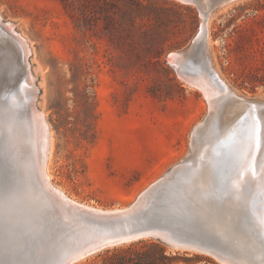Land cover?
I'll list each match as a JSON object with an SVG mask.
<instances>
[{"label": "rangeland", "instance_id": "obj_1", "mask_svg": "<svg viewBox=\"0 0 264 264\" xmlns=\"http://www.w3.org/2000/svg\"><path fill=\"white\" fill-rule=\"evenodd\" d=\"M222 7L207 20L210 65L234 93L264 100V0ZM0 18L26 40L33 76L26 86L32 88L34 104L52 131L50 178L68 196L98 209L123 207L188 156L194 129L206 118L209 102L201 90L187 86L171 60L199 33L202 17L195 5L180 0H0ZM15 59L8 86L0 82V122L12 107L3 110L5 95L12 102L25 85L18 55ZM207 64L198 52L184 66L203 71ZM226 105L218 107L213 170L228 177L231 171L223 164L231 158L227 142H222L227 132L221 115ZM260 112L264 119V110ZM259 125L263 139L252 177H259L264 167V121ZM4 133L1 126V148ZM194 147L190 167L204 148ZM190 176L185 172L192 184ZM230 179L225 189V183L213 177L210 194L220 197L222 207L237 211L239 220H250L252 258L261 264L264 189L240 198L229 191ZM2 182L0 170V193ZM4 209L0 194V264H53L60 255L56 251L37 261L25 257L36 240L27 233L25 221L9 223ZM163 221L183 237L200 239L184 215L176 212ZM148 242L160 243L174 264H223L209 252L172 249L152 238L104 248L73 264H109L113 253L141 249Z\"/></svg>", "mask_w": 264, "mask_h": 264}, {"label": "water", "instance_id": "obj_2", "mask_svg": "<svg viewBox=\"0 0 264 264\" xmlns=\"http://www.w3.org/2000/svg\"><path fill=\"white\" fill-rule=\"evenodd\" d=\"M180 1L195 5L201 14L202 22L198 35L190 45L172 55L173 66L186 81L204 89L209 88L207 82L202 83L197 78L200 72H206L210 81L218 87V91L220 90L218 94L220 97L227 94L225 92L230 94L231 91L227 90L210 65L207 20L213 10L232 0ZM8 24L0 18V82L5 87L9 83L11 64L4 61L2 52H6V48L1 40L3 36L7 35L17 47L16 53L23 72L27 68L26 62L29 64V52L26 58L24 56L23 39L13 28L8 30ZM198 52L203 53L208 59L207 66L203 71L187 69L184 63ZM24 83L20 91L18 90L19 95L22 89L25 91L29 89L26 86L28 83L25 81ZM232 97L236 98L234 94H231L230 98ZM30 99L31 93H28V96L22 99L20 106L26 110L30 125H35L37 119L33 116V108L37 113L39 110L34 103L30 104ZM211 99L209 96V111L206 118L194 129L192 147L188 156L160 179L147 186L134 201L119 208L98 209L83 205L69 199L52 185L46 174L49 134L45 119H41L43 134L42 147H38L39 152L31 146L27 156L24 157L7 145L0 147V170L3 181V191L0 194L9 223L15 220L25 221L28 224L27 233L36 240L35 249L25 253V257L36 261L45 259L57 251L55 247L58 249V246H63L66 248L65 251L55 257L53 264H70L72 260L104 248L152 238L172 249L209 252L223 264H258V260L255 262L252 258L254 248L250 220H239L237 211L222 207L223 201L214 194H210L207 200L199 201L195 200L192 193L186 189L188 182H185L187 180L185 172L193 162L194 146L198 144L195 134L197 135L211 119L218 117V107H214ZM246 101L261 107L250 106L252 112L254 110L263 112L264 100L246 99ZM1 104L4 110L14 103L10 102V97L6 94ZM221 115L223 116V112ZM186 166L188 168H185ZM176 212L191 220V226L200 239L183 237L164 224L163 220ZM261 230L264 233V223H261ZM262 245L261 243L260 246Z\"/></svg>", "mask_w": 264, "mask_h": 264}, {"label": "bare ground", "instance_id": "obj_3", "mask_svg": "<svg viewBox=\"0 0 264 264\" xmlns=\"http://www.w3.org/2000/svg\"><path fill=\"white\" fill-rule=\"evenodd\" d=\"M237 1L239 2V0H232L228 2L227 4H225L222 8L228 7L229 5L236 3ZM8 25L9 26L7 27V29L12 30V25L11 24H8ZM21 38L23 39L22 46L24 48L23 51H24V56L26 58V55H28L29 49L26 44V40L23 37ZM1 40H3L4 47L6 48L5 50L7 51L6 56L4 57V61L11 64L12 61L16 60L15 59L17 55L16 46L12 42L11 39L7 38V35L3 36ZM12 58H14V60H12ZM26 67L27 68L24 70V81L27 82L28 84H31L33 76L29 70V64L27 62H26ZM199 74L200 76L197 79H199L200 82L202 83L206 81L207 86H209V88L204 89L200 86H196L186 81L188 87H195L201 90L207 100L209 96H211L212 98L211 100L213 101L215 108L219 107L222 104L226 105L225 103L229 102V104L225 106L223 110L222 119L224 123L226 124L227 134H226V138L222 140V142H227L226 144L229 147V150L227 153H228V156L231 158L230 162L225 161L223 166L228 165L227 167L229 168H226V169H229V172L230 171L231 172L229 174L230 176L228 175L227 177V174L225 175L222 174V176H220V175L215 174V170H213L214 167H216V163H215L216 160L214 157L213 145H215L216 143L214 142H217L218 140V139L215 140V137H213V135L216 134V128H218L219 126L218 117H216L214 119H211L209 123L206 124L199 133H197V135L195 134L196 141L198 142L199 145L204 146V148L200 150L199 155L201 156V158L199 159V161L193 166H191L190 168H188L190 169V171H186L188 175H191L190 177L192 179H195L192 182V184L191 183L189 184L188 180L185 181V182H188V188L186 189L189 190L190 193H192V197L196 198V199L195 198L193 199L199 200V201L202 199L207 200V198L210 196L209 190L212 188L213 177H214V181L216 179L217 181L216 183H220V185L225 183L226 185L225 189H227V186H228L227 180L231 177L229 191L234 193L235 195H238V197L240 198L244 196L247 192L251 191V194H252L253 190H263L264 189V167L261 166L260 170H262V172L259 177H252V174L256 173V164L259 161V154H260L259 152L257 155L258 145H259V141L260 140L262 141L263 139V134L260 130L259 121L262 122L264 121V119L263 118L261 119V115H260L261 112L259 110H257V112L254 110L253 112L254 117H255L254 119H252L251 114L249 113L251 111L249 109L250 106H255V107H260V106H257L256 104L253 105L247 102L245 97L234 93L233 90H231L224 82L223 83L227 87V90H230L231 93L228 94V92H225L227 94L225 95L223 94V96L220 97L218 95L220 94V90L218 91V87L214 83H212V81H210L209 75H207L206 72H200ZM27 92L31 93L30 104L34 103L35 96L32 92V88H29L26 91L22 89V92L20 93L21 95L18 94L17 96L13 97L12 99V103H14L13 106L11 108L9 107V110L6 113L7 116L5 115V118H2L0 122V127L2 126L3 131L5 132L2 138V146L6 147L7 145V147H10L16 152L22 154L24 157L27 156L28 150L30 149L31 146H33V149H35L37 152H39L38 147L40 148L42 147L41 143H42V134H43V123H41L42 122L41 119H45L44 114L42 112L39 111L37 113L35 112L33 108V116L37 120L35 119L36 120L35 125H30L26 110L23 108V106H20L22 99H24L25 96H28ZM231 94H234L236 98L234 99L232 97L231 99L230 98ZM45 123L47 124L46 126L48 127V134H49V149H48V156L46 160L47 177L49 181L52 183V185L57 187L66 197H68L69 199L75 202H78L77 200L68 196L61 187L57 186L51 181L47 162L49 160V156H50L51 149H52V143H53L52 131L49 129L48 122L46 121ZM251 135H253V137ZM244 143L247 146L243 148ZM243 149L244 151L242 153ZM240 173L243 176H239ZM233 180H234V184H233ZM252 198L254 197H251V199ZM134 199H132L131 201L123 205L125 206L131 203ZM248 199L250 200V198ZM81 204L85 205L84 203H81ZM255 243L257 242L255 241ZM65 249L66 248H64L63 246L61 247L58 246V249L57 247H55V250H58L56 251V253L60 255H62ZM83 257L84 256H81L76 260H72L70 264H73L75 261L80 260Z\"/></svg>", "mask_w": 264, "mask_h": 264}, {"label": "trees", "instance_id": "obj_4", "mask_svg": "<svg viewBox=\"0 0 264 264\" xmlns=\"http://www.w3.org/2000/svg\"><path fill=\"white\" fill-rule=\"evenodd\" d=\"M109 264H174L158 242H148L141 249L127 248L108 256Z\"/></svg>", "mask_w": 264, "mask_h": 264}, {"label": "snow or ice", "instance_id": "obj_5", "mask_svg": "<svg viewBox=\"0 0 264 264\" xmlns=\"http://www.w3.org/2000/svg\"><path fill=\"white\" fill-rule=\"evenodd\" d=\"M261 223H264V220H262Z\"/></svg>", "mask_w": 264, "mask_h": 264}]
</instances>
